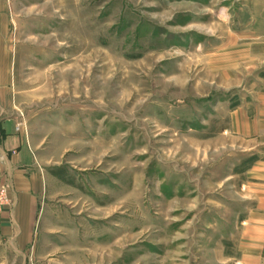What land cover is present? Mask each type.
<instances>
[{
	"label": "rangeland",
	"instance_id": "1",
	"mask_svg": "<svg viewBox=\"0 0 264 264\" xmlns=\"http://www.w3.org/2000/svg\"><path fill=\"white\" fill-rule=\"evenodd\" d=\"M259 6L0 0V121L32 148L46 192L0 264L264 262L240 252L244 228L264 242V135L228 124L264 90V45L242 31ZM2 137L0 225L21 234L31 171L9 169Z\"/></svg>",
	"mask_w": 264,
	"mask_h": 264
},
{
	"label": "crops",
	"instance_id": "2",
	"mask_svg": "<svg viewBox=\"0 0 264 264\" xmlns=\"http://www.w3.org/2000/svg\"><path fill=\"white\" fill-rule=\"evenodd\" d=\"M259 9L255 17L252 21L243 24V33L247 32L255 33V31L259 33V38L261 43L264 45V0H259ZM250 10L256 8V4L250 3ZM256 22H258V27L256 29ZM7 56V51L4 48L0 50V72L5 70V63ZM3 62H5L3 64ZM3 65V66H2ZM264 74V73H263ZM264 77V76H263ZM228 124L231 132L235 135H241L245 137L255 136V135H264V90L258 92V96L255 98V101L252 103L249 101H243L242 105H238L232 108L229 112ZM14 124L8 121H0V131L3 134L1 140V150L12 151L16 150L17 154L15 156H11L9 169H13L14 173L21 176L27 172L31 171V175L29 177H25L24 182L19 185V194H20V208H19V220H16V225H18V229L21 234H18L16 229L12 231L3 230L0 225V244L5 245V249L9 250V245L13 246L12 249L18 251V248L15 246L16 244H12L11 240L15 239L16 241L19 238H23L27 235L29 231V227L32 225V222L35 221V217L38 216V205L39 202L44 198L45 190L41 187L34 188L32 183L34 177L42 175V170L38 172L35 166V154L32 153L33 150L30 145L27 144L23 135L16 134L14 131ZM259 161H256L253 165L258 167ZM257 167H255L257 169ZM29 171V172H28ZM32 180V181H31ZM35 180V179H34ZM258 208L260 209V204H258ZM251 215L246 216L243 221L248 222L251 218ZM259 223H263L264 220ZM264 224V223H263ZM264 225H259L256 228L261 229ZM30 232V231H29ZM24 233V235H23ZM260 232L255 230H250L247 228L243 229V235L241 237V241L246 243L244 247H242L241 254L244 257V260L247 257H253L255 255H264V242L263 239H260ZM256 241V245L254 246V242ZM248 243L251 244L248 245ZM243 246V245H242ZM262 261V260H261ZM22 264H27L26 260ZM253 264V263H250ZM256 264H264V262H259Z\"/></svg>",
	"mask_w": 264,
	"mask_h": 264
}]
</instances>
